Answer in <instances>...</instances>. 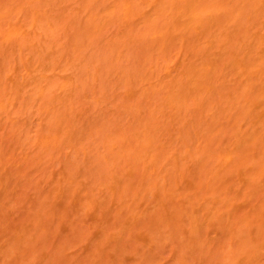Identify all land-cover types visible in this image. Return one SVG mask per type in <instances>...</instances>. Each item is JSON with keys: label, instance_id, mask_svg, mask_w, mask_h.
Segmentation results:
<instances>
[{"label": "bare ground", "instance_id": "obj_1", "mask_svg": "<svg viewBox=\"0 0 264 264\" xmlns=\"http://www.w3.org/2000/svg\"><path fill=\"white\" fill-rule=\"evenodd\" d=\"M0 116V264H264V0H0Z\"/></svg>", "mask_w": 264, "mask_h": 264}, {"label": "rangeland", "instance_id": "obj_2", "mask_svg": "<svg viewBox=\"0 0 264 264\" xmlns=\"http://www.w3.org/2000/svg\"><path fill=\"white\" fill-rule=\"evenodd\" d=\"M32 110H33L32 108L29 111L25 110L27 112V114H21V115L19 114V116L17 115L16 117H12V119L19 118L18 120L22 121V123L25 122L28 117H31L32 120H35L36 116L33 112L36 111V109L34 111H32ZM3 117L4 116H0V119ZM1 120H3L1 122L6 121L5 119H1ZM29 170H30L32 176H36L38 174V172H34V169H29ZM49 189H50L49 188V182L46 180V181H40L38 189H34L31 192H43V191H48ZM51 201H54V200L52 199ZM82 215L88 224H92L96 219V216L89 211H83ZM51 217H53V215L47 214L44 216V218L46 220H51ZM83 247H85V246H82V247H74L73 246L72 248L68 249L67 250V256H68L67 259L57 261V264H89L91 261L90 259H77L75 256V254H77L79 251H81L83 249ZM51 262H53V261L44 260L45 264H48ZM32 263L33 264H41L38 259L34 260Z\"/></svg>", "mask_w": 264, "mask_h": 264}]
</instances>
